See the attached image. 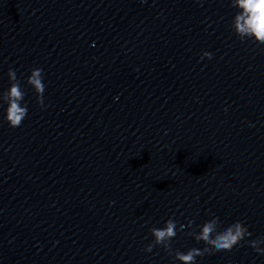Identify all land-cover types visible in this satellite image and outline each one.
Returning a JSON list of instances; mask_svg holds the SVG:
<instances>
[{
  "label": "clouds",
  "instance_id": "clouds-1",
  "mask_svg": "<svg viewBox=\"0 0 264 264\" xmlns=\"http://www.w3.org/2000/svg\"><path fill=\"white\" fill-rule=\"evenodd\" d=\"M144 2V0H141ZM202 6L203 0H196ZM230 6L237 9L231 28L241 42L252 40L258 45H264V0H231ZM207 58L211 60V52H203L200 59ZM10 81V87L0 93V101L6 103L4 119L10 127L21 126L28 115V106L24 102L25 92L22 89L21 81L17 77L14 68H9L7 73ZM27 85L31 86L36 94V102L42 108L47 107L44 104V92L46 85L44 83V71L40 67L31 69L30 75L26 78ZM193 226V221L189 220L187 225L180 224L179 230L185 228L191 229L187 235L193 237L197 243H203V248L192 247L187 251L173 250L172 240L177 236V221L169 218L165 221L163 227H152L151 235L154 238L146 247L145 252L151 253L157 246L163 248L174 260L180 264H197V257H203L205 254L213 252L231 251L242 241H246L253 250L259 254H264V236L256 239H247L252 237V232L243 221H236L230 225L222 226V221L216 215L205 221L202 225ZM198 229V231H197Z\"/></svg>",
  "mask_w": 264,
  "mask_h": 264
}]
</instances>
